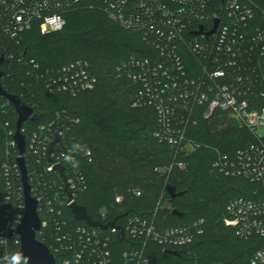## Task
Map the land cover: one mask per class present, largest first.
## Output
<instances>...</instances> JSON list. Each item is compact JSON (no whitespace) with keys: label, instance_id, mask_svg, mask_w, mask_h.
Returning a JSON list of instances; mask_svg holds the SVG:
<instances>
[{"label":"built area","instance_id":"obj_1","mask_svg":"<svg viewBox=\"0 0 264 264\" xmlns=\"http://www.w3.org/2000/svg\"><path fill=\"white\" fill-rule=\"evenodd\" d=\"M81 5L100 7L124 29L140 33L151 49L148 56L124 60L117 73L137 87L133 107L155 110L154 136L159 141L170 144L177 152L194 151L202 143L189 137L190 127L200 120L223 115L250 132L253 140L234 155L217 149L213 166L226 176L242 177L258 185L257 198L235 197L228 202L225 223L233 226L242 239L264 237V9L255 0H0V34L19 41L34 25L43 34L62 30L67 14ZM216 20L218 25L211 32ZM34 68L39 70V65L34 63ZM95 82L89 62L82 59L47 72L51 91L76 95L92 89ZM54 125L55 122L41 125L34 131L23 125L22 132L26 150L30 148L37 162L49 159L43 171L50 174L49 179L30 184L41 217L37 235L50 243L48 247L57 264H165L148 255L150 244L183 247L202 233V219L191 225L158 228L154 220L138 214L127 218L124 233L120 228L102 230L71 223L64 209L76 201L78 192L86 187V179L79 168L66 169L64 163L74 150L65 141L60 126V140L48 154L55 138ZM8 133L12 136L8 145L19 152L16 130ZM73 146L77 151L79 145ZM81 151L91 160L90 150ZM59 165L64 166L66 179ZM133 194L141 196L142 192L135 189ZM123 199L119 195L116 202ZM108 212L109 208L104 207L101 215L106 218ZM18 224L12 233L9 229L0 232L1 248L12 236L15 252L21 253ZM119 231L129 243L122 249L117 248L113 236ZM4 258L0 264H6ZM263 262L264 247L252 259L253 264Z\"/></svg>","mask_w":264,"mask_h":264},{"label":"trees","instance_id":"obj_2","mask_svg":"<svg viewBox=\"0 0 264 264\" xmlns=\"http://www.w3.org/2000/svg\"><path fill=\"white\" fill-rule=\"evenodd\" d=\"M255 1L264 9V0ZM66 18L62 30L43 34L34 25L19 41L0 34V59L4 57V89L37 113L25 121L24 128L34 131L55 122L63 129L65 141L74 150L64 163L66 169L79 168L86 179V187L78 192L76 202L84 205L95 220H116L121 226L131 214L154 220L158 228L203 220L202 233L188 245L166 248L150 244L147 253L153 261L253 264L255 252L264 247V237L242 239L225 219L228 202L235 197L257 198L258 185L242 177L226 176L213 166L217 149L234 155L253 140L250 132L223 115L200 120L190 127L189 137L202 143L194 151L177 152L170 144L159 141L154 136L155 110L133 107L137 87L117 73V67L129 57L151 54L140 33L124 29L98 6L81 5ZM78 59L89 62L95 86L76 95L51 91L47 72ZM34 63L39 70H35ZM17 119L14 105L0 96V232L9 229L12 233L23 215L19 152L8 145L12 138L8 132L16 130ZM74 144L79 145L77 151ZM81 148L91 151V160ZM24 157L32 185L38 179H49L50 174L43 173L47 157L37 162L29 147ZM179 162L185 163V168ZM76 164L78 167H74ZM168 185H173L179 194L171 197ZM135 189L141 190V196L133 194ZM119 195L124 198L121 203L116 202ZM104 207L109 208L106 218L101 215ZM64 215L71 223L87 225L76 220L68 206ZM113 236L118 249L129 245L120 231ZM37 237L50 246L42 235ZM15 251L10 236L8 244L0 247V259ZM55 255L58 258V253Z\"/></svg>","mask_w":264,"mask_h":264},{"label":"water","instance_id":"obj_3","mask_svg":"<svg viewBox=\"0 0 264 264\" xmlns=\"http://www.w3.org/2000/svg\"><path fill=\"white\" fill-rule=\"evenodd\" d=\"M217 25L218 20H216L215 27L211 32L216 29ZM3 60L4 57L0 59V96L7 97L14 105L16 112L18 113L16 133L14 138L16 139L19 148L18 164L22 175L24 191V213L21 222L17 226V232L21 239V253L24 257L28 258V264H57L56 258L48 245L37 238V231L41 228V217L37 210L38 200L32 194L31 184L29 182L28 167L24 157V153L26 152V137L22 132V127L25 121H27L29 118H35L37 113L33 107L23 103L18 96L8 93L4 89L2 85L4 71L1 68V63ZM53 129L55 132V138L50 144L48 152L49 155L53 152L54 146L60 140L58 128L54 125ZM57 168L61 171L64 179H66L64 166L59 165ZM167 190L171 197H175L179 194L173 185H168ZM69 200H72L71 193H69ZM70 209L76 220L85 221L88 225L92 227H98L102 230L109 228H120L122 229V233H124L123 226L118 225L116 220H112L107 223H104L100 220H95L89 214L87 208L76 201L71 203Z\"/></svg>","mask_w":264,"mask_h":264},{"label":"clouds","instance_id":"obj_4","mask_svg":"<svg viewBox=\"0 0 264 264\" xmlns=\"http://www.w3.org/2000/svg\"><path fill=\"white\" fill-rule=\"evenodd\" d=\"M65 159H68V157H65ZM74 167H78V164L74 165ZM6 264H28V258L24 257L20 252H15L6 258Z\"/></svg>","mask_w":264,"mask_h":264}]
</instances>
